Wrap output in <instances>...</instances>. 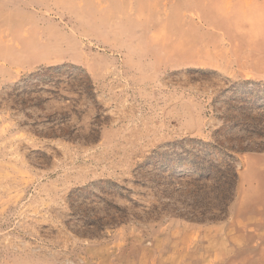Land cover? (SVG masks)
<instances>
[{
  "label": "rangeland",
  "instance_id": "obj_1",
  "mask_svg": "<svg viewBox=\"0 0 264 264\" xmlns=\"http://www.w3.org/2000/svg\"><path fill=\"white\" fill-rule=\"evenodd\" d=\"M0 264H264V0H0Z\"/></svg>",
  "mask_w": 264,
  "mask_h": 264
}]
</instances>
